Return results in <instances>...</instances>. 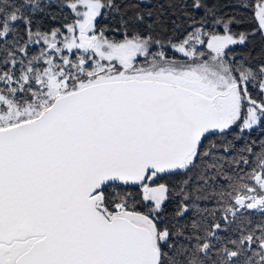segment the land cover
Here are the masks:
<instances>
[{"label": "snow or ice", "instance_id": "obj_1", "mask_svg": "<svg viewBox=\"0 0 264 264\" xmlns=\"http://www.w3.org/2000/svg\"><path fill=\"white\" fill-rule=\"evenodd\" d=\"M0 264H264V0H0Z\"/></svg>", "mask_w": 264, "mask_h": 264}]
</instances>
